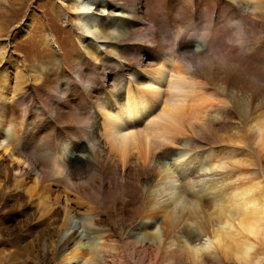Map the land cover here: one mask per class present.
<instances>
[{"label": "bare ground", "instance_id": "bare-ground-1", "mask_svg": "<svg viewBox=\"0 0 264 264\" xmlns=\"http://www.w3.org/2000/svg\"><path fill=\"white\" fill-rule=\"evenodd\" d=\"M61 1L75 11L84 36L110 38L100 24L94 34L95 0ZM195 1L112 0L122 16L109 26L120 25L125 42L134 36L145 60L100 71L88 61L77 80L57 88L48 113H31L20 93L27 76L39 80L36 70L16 59L13 92L6 69L0 72V181L31 175L28 191L61 182L88 200L75 207L43 201L62 239L51 247L38 236L15 254L40 263L50 255L47 264H128L135 255L131 264L264 261V0H225L231 13L205 16ZM52 40L41 36L47 46ZM84 48L85 58L98 62L94 45ZM229 124L231 136L216 139ZM105 184L131 188L143 207L121 245L89 204Z\"/></svg>", "mask_w": 264, "mask_h": 264}, {"label": "rangeland", "instance_id": "rangeland-1", "mask_svg": "<svg viewBox=\"0 0 264 264\" xmlns=\"http://www.w3.org/2000/svg\"><path fill=\"white\" fill-rule=\"evenodd\" d=\"M106 1L111 3V7L106 8L104 3L103 6L105 8H102L98 0H95V5L93 6H97L99 10V13H96L94 34H98L100 31L98 26L100 24L106 28V33L110 37L102 39L90 35H86L87 37L84 36L76 22L75 11L72 9L65 10L61 0H0V49L4 52V58L0 59V72L4 68L6 69V86L13 92L20 83L16 82L14 76L13 68L16 59H19V62L24 65H22L24 69L32 68L37 71L39 80L32 81L29 76H27V78H25L27 82L20 90V93L23 90L21 96L25 94L24 96L28 98L27 105L31 113H48L51 109V105L55 102L56 98H58L56 97L58 96L57 92H59V89L65 84L64 81L66 80L72 83L73 79L77 80L78 73L88 67V61H90L91 64H95V67L100 71L103 70L106 65L112 67L113 64V67H115L116 64L120 67L129 65L131 69L136 67V62L138 60H145L144 57L138 55V51L135 50L132 45L133 43H137L136 38H133L134 36H132L129 41L125 42L122 36L119 39L121 33L120 25H112L113 27L109 26L110 22H113L112 19L116 20L122 16V9L116 4L114 5L112 0ZM224 1L225 0H196L195 3L199 8L200 14L203 13L202 16H205L208 13H216V11H229L231 4H225L226 1ZM59 8H64L62 10V16L55 14ZM260 11L263 15L260 17L261 19H259L260 25L258 24V26L264 28V9ZM228 13L231 12L229 11ZM229 18L232 22L235 20L232 14L229 15ZM247 26L248 29L252 28L251 25ZM45 33L49 34L53 39L49 46L41 41V36ZM163 38H165V41ZM158 42H161L160 44L163 42L164 45L166 43V36L162 32H160ZM90 43L94 45L96 53L101 54H99V63L91 57L87 56V58H85L86 53L84 45H89ZM95 49L92 50L94 51ZM139 56L142 58H139ZM107 58L111 60L108 64L105 63L107 62ZM50 59H55L57 62H53V60L50 61ZM123 60H125V63ZM107 76L109 77L110 74ZM108 80L110 81H108V83H111V80ZM222 128L223 129L218 130L216 133V139L224 141L231 136L232 132L230 130V124ZM37 158L41 160L40 163H42L47 170H51L49 162L42 157ZM12 174H14V172ZM32 178L33 177L30 175V177L26 179L9 178L6 183L0 181V264H47L50 255L47 256V258L44 257L42 259L43 261L40 263L34 258L35 256L15 254L16 251L24 249L22 248L23 244L31 246L38 236L46 237L48 242L51 241V247L56 240L59 241L62 239L63 231L61 233L62 235L60 234V237H57L55 227L57 224L54 222L49 224L51 221L50 212L44 213V203L47 202V200L49 202L55 200L59 204H64L66 200L69 206L75 207L76 202L88 201L68 191L61 182L53 183L51 181H46L43 185H35L34 189L37 191H28L29 187L32 185ZM18 180L22 182L14 187ZM107 184H109V182H107ZM107 184L100 189V199L97 201L93 200L89 202V204L93 205L96 214L104 218L103 224L105 223V226L107 225V227H110L114 238L118 241V245H121L123 242L122 237L129 231L132 224L135 222H133V220H135L136 214L141 211L143 207L140 205L139 199L136 198L137 196L134 195L131 188L119 184H110L108 186ZM38 195L41 196V200ZM69 215L73 217L72 213H69ZM73 221L78 232L84 234L85 230L83 231L84 228H82L80 220L74 218ZM37 251L38 248H35L34 254H36ZM136 258L137 256L135 255V257L131 259L134 261ZM126 259L129 260L130 258L128 257ZM131 259L128 264L132 263ZM115 260L118 261L117 258ZM110 261L113 262V260ZM183 264L187 263L183 262ZM227 264L240 263L234 260H228ZM258 264H264V261Z\"/></svg>", "mask_w": 264, "mask_h": 264}]
</instances>
